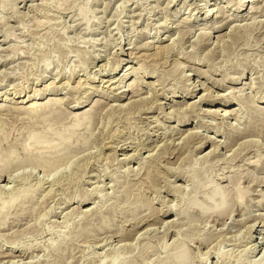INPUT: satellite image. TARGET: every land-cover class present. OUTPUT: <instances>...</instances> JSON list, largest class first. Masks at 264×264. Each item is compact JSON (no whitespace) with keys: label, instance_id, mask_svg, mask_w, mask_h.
<instances>
[{"label":"rangeland","instance_id":"1","mask_svg":"<svg viewBox=\"0 0 264 264\" xmlns=\"http://www.w3.org/2000/svg\"><path fill=\"white\" fill-rule=\"evenodd\" d=\"M241 4L0 0V264H264V0Z\"/></svg>","mask_w":264,"mask_h":264},{"label":"bare ground","instance_id":"2","mask_svg":"<svg viewBox=\"0 0 264 264\" xmlns=\"http://www.w3.org/2000/svg\"><path fill=\"white\" fill-rule=\"evenodd\" d=\"M253 1H255V0H250V2H253ZM243 2H244V0H242V4H241V7H242V5H243ZM210 8V7H209ZM214 10V9H213ZM213 10H209L208 9V14H209V12H211V11H213ZM208 14H207V16H208ZM194 85V83L192 84V87H193V92H195L196 90V86H193ZM222 96V95H221ZM224 96V95H223ZM204 96H202L201 97V99H204L203 98ZM220 98V97H219ZM223 98V97H222ZM50 100H52V99H50ZM211 101V100H210ZM211 105H217L216 104V101H211V102H209ZM36 106H38V104L37 103H33V105H32V107H36ZM79 108H82L81 107V105L79 104V105H77L74 109H79ZM220 112V111H219ZM221 112H223V117H232V116H235L236 115V113H237V108H230L229 110H222ZM77 117V116H76ZM76 119V118H75ZM226 119V118H225ZM78 121V120H77ZM218 148H219V146H217L216 147V150H218ZM129 159V158H128ZM5 173H7V171L5 172L4 170L3 171H1L0 170V179H3V175L5 174ZM170 224L171 222L170 221H166V224ZM172 224V223H171ZM261 224V223H260ZM260 227V226H259ZM261 230H264V225L262 226V228H261ZM251 239V238H250ZM254 242V241H253ZM254 245V244H253ZM253 247H255L253 250L254 251H258V249H259V245L257 246V245H254ZM252 249V248H251ZM263 259H261V261H262ZM259 264L261 263V262H258Z\"/></svg>","mask_w":264,"mask_h":264}]
</instances>
